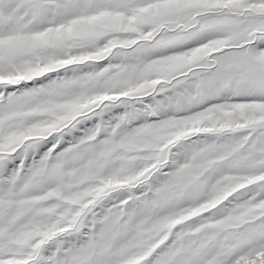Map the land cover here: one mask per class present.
Returning <instances> with one entry per match:
<instances>
[{"label": "snow or ice", "instance_id": "1", "mask_svg": "<svg viewBox=\"0 0 264 264\" xmlns=\"http://www.w3.org/2000/svg\"><path fill=\"white\" fill-rule=\"evenodd\" d=\"M0 264H264V0H0Z\"/></svg>", "mask_w": 264, "mask_h": 264}]
</instances>
